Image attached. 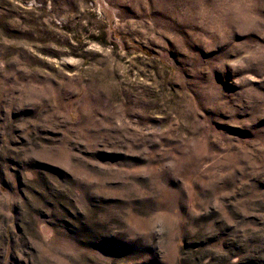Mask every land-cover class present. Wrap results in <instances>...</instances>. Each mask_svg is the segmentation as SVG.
<instances>
[{
	"label": "rangeland",
	"instance_id": "1",
	"mask_svg": "<svg viewBox=\"0 0 264 264\" xmlns=\"http://www.w3.org/2000/svg\"><path fill=\"white\" fill-rule=\"evenodd\" d=\"M0 264H264V0H0Z\"/></svg>",
	"mask_w": 264,
	"mask_h": 264
}]
</instances>
